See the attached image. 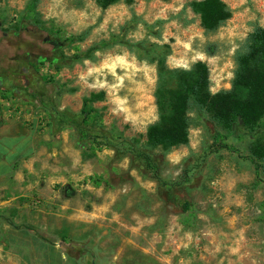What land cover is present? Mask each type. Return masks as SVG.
Masks as SVG:
<instances>
[{
	"label": "rangeland",
	"instance_id": "1",
	"mask_svg": "<svg viewBox=\"0 0 264 264\" xmlns=\"http://www.w3.org/2000/svg\"><path fill=\"white\" fill-rule=\"evenodd\" d=\"M189 1L37 0L27 12L28 0H0V75L14 81L0 91V264H264V184L249 160L206 148L211 122L189 111L186 142L154 150L163 177L188 174L172 199L71 126L93 93L84 125L141 143L156 119L155 87H173L174 70L196 60L209 92L229 88L246 33L264 25V0H222L230 16L211 30ZM92 44L88 59L37 64ZM214 127L241 156L264 152V117L252 129Z\"/></svg>",
	"mask_w": 264,
	"mask_h": 264
},
{
	"label": "trees",
	"instance_id": "2",
	"mask_svg": "<svg viewBox=\"0 0 264 264\" xmlns=\"http://www.w3.org/2000/svg\"><path fill=\"white\" fill-rule=\"evenodd\" d=\"M117 1L120 0H94L101 8ZM36 2L37 0H28L26 11L32 12ZM187 5L197 15L199 25L204 30L218 27L230 16V10L222 0H190ZM76 38L77 36L73 35L67 39ZM99 46L92 44L82 51L69 55L41 57L37 60V64L46 62L53 69H58L61 65L90 58ZM173 75V87L156 86L153 91L157 115L156 119L145 127L144 139L141 143L136 138L108 136L106 132H97L84 125L86 117L92 112L87 103L96 95L93 93L83 99L86 105L85 110H81L83 117L79 121H72L71 126L79 141L83 144L89 142L98 149L102 146L107 147L112 150L113 157L127 156L131 164L140 168L154 181L160 193L167 198H176L174 190L188 180V174L183 171L173 179L163 177L154 150H166L186 142L188 112L192 111L198 117L206 119L208 123L211 122L207 126L211 142L206 148L211 150L224 148L249 160L252 164L254 182L264 184L262 177L264 152L256 151L254 154L241 156L237 148L226 142L225 136L214 127L229 130L236 123L246 129H252L264 117V25L255 24L246 33L243 49L235 58V69L229 88L209 92L207 67L200 60L194 61L187 69H175ZM28 93L33 95L31 92ZM177 201L182 211L190 208L189 202L185 199ZM7 221L15 228L35 233L30 224H12ZM41 239L45 240L42 237ZM80 251L86 253L88 250L81 248Z\"/></svg>",
	"mask_w": 264,
	"mask_h": 264
},
{
	"label": "flooded vegetation",
	"instance_id": "3",
	"mask_svg": "<svg viewBox=\"0 0 264 264\" xmlns=\"http://www.w3.org/2000/svg\"><path fill=\"white\" fill-rule=\"evenodd\" d=\"M46 39V37H44L43 38V40H45ZM50 44H52V45H55L56 43L54 42V40H50V39H48L47 40ZM24 64H26V65H32L33 67H34V63H31V62H29V61H24ZM21 69V77H20V83H19V85L22 87V88H27V82L26 81H24V79H23V77H22V75H25L26 74V71L24 70V67H22V68H20ZM14 83V81H13V77H12V73H9V72H7L6 74H5V76H3V75H0V91H2V90H4L5 88H7L8 87V85H11V84H13ZM10 87V90H12V91H16L17 92V90L16 89H13V87L12 86H9Z\"/></svg>",
	"mask_w": 264,
	"mask_h": 264
}]
</instances>
